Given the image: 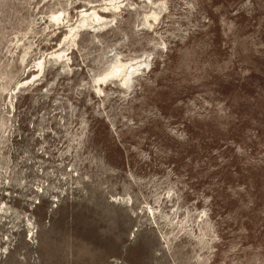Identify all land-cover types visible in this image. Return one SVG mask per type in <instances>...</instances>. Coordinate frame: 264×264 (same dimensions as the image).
I'll use <instances>...</instances> for the list:
<instances>
[{"label": "rangeland", "instance_id": "obj_1", "mask_svg": "<svg viewBox=\"0 0 264 264\" xmlns=\"http://www.w3.org/2000/svg\"><path fill=\"white\" fill-rule=\"evenodd\" d=\"M0 209V264H264V0H0Z\"/></svg>", "mask_w": 264, "mask_h": 264}, {"label": "bare ground", "instance_id": "obj_2", "mask_svg": "<svg viewBox=\"0 0 264 264\" xmlns=\"http://www.w3.org/2000/svg\"><path fill=\"white\" fill-rule=\"evenodd\" d=\"M114 4V3H113ZM113 4H111V5H113ZM115 5V4H114ZM83 12V11H82ZM99 14V13H98ZM97 14V12H95L94 10H92V12H84V13H81V16H82V18H83V20H82V24H84L85 22H86V19H88V18H95V19H98V20H102L103 18L101 17V16H99ZM80 16V17H81ZM81 19V18H80ZM90 20V19H89ZM91 20H93V19H91ZM105 20V19H104ZM95 22V21H94ZM93 22V23H94ZM102 22V21H101ZM100 22V23H101ZM97 24V23H96ZM91 25V24H90ZM74 28H71V31L73 30ZM76 29V28H75ZM79 30V29H78ZM77 31V30H76ZM76 33V32H75ZM74 35H77V34H74ZM70 38V37H69ZM71 39V38H70ZM67 40V39H66ZM71 48V47H70ZM53 51V50H52ZM58 51H60V50H58ZM62 52H64V51H62ZM66 52V51H65ZM55 53V52H54ZM57 53H59V52H57ZM48 54H49V52H48ZM68 54V53H67ZM52 55V54H51ZM55 55V57H59V54H54ZM54 57V56H53ZM52 57V58H53ZM44 58V57H43ZM51 58V57H50ZM67 58V57H66ZM45 61V60H44ZM47 61V60H46ZM63 61V60H62ZM67 61V60H66ZM65 61V62H66ZM69 61V60H68ZM67 61V62H68ZM137 62H139V61H137ZM44 63H46V62H44ZM43 63V64H44ZM63 63V62H62ZM115 63H117V62H115ZM143 64H144V62H142ZM37 64V63H36ZM139 65H140V63H138ZM137 63H121V62H118V64L117 65H115V66H113L112 67V69L110 70V72L104 77V78H106V77H108V76H111V77H119V76H121L122 77V82L124 83V84H126V83H128L131 79H132V77L136 74V72L138 71V69H139V65H138ZM145 65V64H144ZM45 66V65H44ZM143 67V66H142ZM37 69V68H36ZM35 70V69H34ZM37 72V71H36ZM121 79V78H120ZM131 82V81H130ZM26 83H28V82H26ZM18 87H20V86H18ZM2 211V209H0V212ZM4 212V211H3ZM152 212V211H151Z\"/></svg>", "mask_w": 264, "mask_h": 264}]
</instances>
